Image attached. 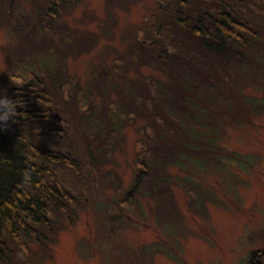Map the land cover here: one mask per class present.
<instances>
[{
    "label": "rangeland",
    "instance_id": "374dc122",
    "mask_svg": "<svg viewBox=\"0 0 264 264\" xmlns=\"http://www.w3.org/2000/svg\"><path fill=\"white\" fill-rule=\"evenodd\" d=\"M49 1L0 0V100L29 98L35 106L41 96L36 106L41 114L38 121H53L59 129H69L61 121L65 112L74 126L65 143L81 158L76 171L67 167L56 170L66 181L64 193L73 199L65 205L64 213L52 218L46 246L28 243V249L19 251L17 241L6 238L23 255L22 264H264V88L247 83L238 90L237 108L240 103L247 111L239 116L230 113L228 123L219 124L217 140L213 147H206L219 150L218 155L212 151L206 153L209 156L199 154L186 144L187 156L178 161L187 172L168 166L169 183L161 188L149 175L146 186L131 195L130 201L128 187L137 172V141L142 135L138 131L147 120L137 114L133 123H123L121 128L122 122L114 118L113 134L102 140L95 128L102 127L103 121L98 119L107 118L108 114L99 111L101 104L108 102L102 101L99 90L105 79L108 84L115 78L114 58L124 49L127 30L144 24L156 8V0H129L125 5L77 0L61 14L48 9ZM249 1L243 12L250 9L251 14L264 16V9H256L264 0ZM34 15H56V20H51L65 26L52 35L56 45L59 36L72 38L61 43L63 47L54 55L42 58L35 53L29 61L11 52L20 41H15V35L12 40L9 33L12 26L22 31L27 17ZM104 21L109 26H100ZM32 22L39 28L37 36L53 33L43 30L36 16ZM111 64L112 70L107 67ZM141 70L149 74L146 67ZM28 71L42 75L53 96H57L63 75L69 79L62 82L60 92L66 111L58 110L55 98L52 104L50 96L39 95L40 87H30ZM58 71L61 78L56 77ZM118 83L122 88L129 86ZM75 84L83 96L78 92L69 100ZM110 88L116 94L117 90ZM79 102L92 106L88 116L91 119L92 115L94 127L90 131L83 130L88 125L83 114L88 105ZM83 140L90 147L94 140L97 147L82 149ZM110 142H115L114 146L108 145ZM177 172L181 174L176 179Z\"/></svg>",
    "mask_w": 264,
    "mask_h": 264
},
{
    "label": "trees",
    "instance_id": "16d2710c",
    "mask_svg": "<svg viewBox=\"0 0 264 264\" xmlns=\"http://www.w3.org/2000/svg\"><path fill=\"white\" fill-rule=\"evenodd\" d=\"M106 1L125 5L129 0ZM227 1L156 0V8L145 17L144 24L128 29L124 35V49L114 58L115 78L108 84L105 79L99 90L102 101L108 102V105L101 104L99 112L108 115L105 120L98 119L103 124L95 129L105 140L106 135L113 134L114 118L122 122L121 128L123 123H133L137 114L147 120L138 131V135H142L137 141V172L128 187L130 201L131 195L146 186L149 175L161 188L169 183L168 166L187 172L178 161L179 157L187 156L186 144L199 154L209 156L206 153L212 151L218 155L219 150L206 147H213L217 140L219 124L228 123L230 113L239 116L247 111L240 103L237 108L238 90L247 83L264 88V43L261 38H264V16L251 14L250 9L243 12L249 0H234L232 4ZM49 2L48 9L61 14L77 0ZM256 9H264V4ZM35 16L43 30L48 28L53 33L37 36L39 28L32 22ZM55 16L27 17V26L22 31L12 26L9 35L12 40L15 35V41L20 44L11 48V52L29 61L34 59L35 53L42 58L54 55L55 50L63 47L61 43H68L72 38L59 36L61 40L56 45L52 35L61 26L64 30L65 26L55 24L51 20ZM100 26H109L108 21ZM48 43L51 48H46ZM110 66L107 65L112 70L113 64ZM142 67H146L149 74L144 75ZM153 73L159 76L151 75ZM28 74L30 87H40L39 95L50 96L52 104L55 98L58 110H67L60 102V92L62 82L68 78L63 75L57 96H53L42 75L31 71ZM61 76L58 71L56 77ZM118 81L129 86L122 88ZM110 87L117 90L116 94ZM78 92L82 98L83 91L75 84L69 100ZM37 98L41 100L35 106L29 98L19 102L0 100V264H22L24 261L23 255L17 253L6 238L16 240L19 251L28 249V243L46 246L53 229L52 218L64 213L65 205L73 199L64 193L66 181L56 170L67 167L76 171L81 164L79 152L65 143L74 129L65 112L61 121L69 129H59L61 126L54 125L53 121L39 122L41 114L37 113L36 106L43 97ZM79 103L82 106L89 104ZM127 104H130L129 108L124 110ZM90 108L92 106L88 105V110L83 112L84 121H88L84 131L94 127L92 115L91 119L88 116ZM133 113L136 117L132 119ZM102 143L105 146V142ZM113 143L108 145L114 146ZM83 147L92 151L97 145L93 140L90 147L83 140ZM180 174L177 172L175 178ZM189 178L195 179L194 176Z\"/></svg>",
    "mask_w": 264,
    "mask_h": 264
}]
</instances>
